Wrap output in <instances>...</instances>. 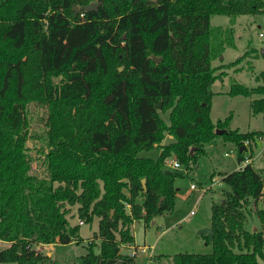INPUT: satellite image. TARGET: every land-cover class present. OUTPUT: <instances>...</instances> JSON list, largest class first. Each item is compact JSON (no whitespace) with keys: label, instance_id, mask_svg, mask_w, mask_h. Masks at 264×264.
<instances>
[{"label":"trees","instance_id":"trees-1","mask_svg":"<svg viewBox=\"0 0 264 264\" xmlns=\"http://www.w3.org/2000/svg\"><path fill=\"white\" fill-rule=\"evenodd\" d=\"M92 2L96 11L75 13ZM263 12L264 0H0V241L9 243L0 262L44 264L35 245L80 242L82 224L70 222L76 205L81 220L99 222L81 264H140L121 246L135 244L136 222L173 211L183 173L167 172V159L189 172L222 136L237 145L239 162L246 151L254 156L264 131L210 116L211 86L222 76L213 62L226 50L211 20ZM229 94H261L251 106L264 111L263 85L237 82ZM33 103L46 108L44 172L28 146ZM154 147L157 158L140 154ZM220 175L214 238L203 235L212 251L179 252L173 264H264V207L261 228L247 227L263 175L252 165Z\"/></svg>","mask_w":264,"mask_h":264},{"label":"rangeland","instance_id":"rangeland-1","mask_svg":"<svg viewBox=\"0 0 264 264\" xmlns=\"http://www.w3.org/2000/svg\"><path fill=\"white\" fill-rule=\"evenodd\" d=\"M211 24L215 27L222 26L224 31V39L228 37L230 45H226L225 52L222 56L213 62V66L217 69V74H222L220 78L213 82L211 86L214 92L212 96V107L210 116L213 122L229 118L228 128L239 129L240 131H264V111L253 113L251 103L261 94H254L249 97L242 94L233 96L229 94L232 85L242 82L250 87L259 84L256 75L264 72V57L262 50L264 49V12L258 14H240L235 17L218 14L214 15ZM227 28V31H225ZM232 28L233 33L228 30ZM263 32V35L260 33ZM226 34H228L226 36ZM235 63V67L227 69L226 65ZM233 65V64H232ZM220 67V68H219ZM222 67V68H221ZM122 69V67H120ZM219 68V69H218ZM259 77V76H257ZM163 117L169 122L168 112ZM30 120V136H29V152L34 157V167L44 172L43 154L40 150H46V108L42 105L33 103ZM173 139V135H168L164 143H169ZM254 156L252 166L260 170L264 181V138L258 140L256 146H252ZM249 150V149H248ZM159 147L140 152L142 156L157 158L159 156ZM205 154L198 155L197 163L189 172L185 166L179 168L173 167L171 161L176 156L167 159V168L182 172V175L175 177V186L177 193L175 196V207L171 212H164L157 215L151 223L145 221L139 222L134 226V238L136 239L134 246L122 244L121 253L125 252L130 255L133 250L139 249L140 246L147 245L150 249L147 253L139 250L135 252V257L140 264H173L172 258L179 252H211L212 243L207 241L205 236L200 234V230L210 227L211 212L213 200L222 201L224 183L211 185V174L216 172L220 177V173L225 170H237L239 166L238 147L229 140L218 137L205 145ZM246 156L251 155V151L245 152ZM191 182L196 183L199 189H192ZM207 188V189H206ZM203 189L206 191L203 192ZM258 201V202H257ZM257 201L251 203V212L248 215L249 221L247 227L251 230L261 228L260 218L257 217L258 208L264 207V190L263 195ZM78 206L74 205L70 216L71 223H82L79 232L80 242H72L71 244H44L35 245V249L46 255L44 264H81L82 256L88 252V245L95 238L98 232V218H94L92 222H84L78 217ZM191 210H195L191 214ZM6 242V241H5ZM0 241V250L9 243ZM138 246V247H136ZM152 256H150L149 254ZM0 264H14L12 262H4Z\"/></svg>","mask_w":264,"mask_h":264},{"label":"built area","instance_id":"built-area-1","mask_svg":"<svg viewBox=\"0 0 264 264\" xmlns=\"http://www.w3.org/2000/svg\"><path fill=\"white\" fill-rule=\"evenodd\" d=\"M83 15V13L81 14V16ZM260 35H263V32L262 33H260ZM252 162H253V159L252 158H250V156H247L244 160H242V161H240L239 162V169L241 168V169H243L245 166H247V165H252ZM170 165H172L173 167H175V168H179L181 165H180V163H179V161L177 160V159H173L172 161H171V164ZM216 182V184H221V183H223L222 182V179L221 178H213L212 179V183H211V185L213 186V184ZM190 186H191V188L192 189H199V187L198 186H196V184L195 183H193V182H191V184H190ZM207 189V188H206ZM206 189L204 190L203 189V192L204 191H206ZM195 212V210H191V214H193ZM80 223H82L81 221H80ZM128 247L129 246H134V245H127ZM136 247H138V246H136ZM139 249H140V251L142 252V253H147L150 249H153V248H149L147 245H144V246H140L139 247ZM139 249H135V250H133V256H136V255H134L135 254V252H137V250H139ZM149 254V253H148ZM150 256H152L151 254H149ZM148 264H150V259L148 260Z\"/></svg>","mask_w":264,"mask_h":264},{"label":"water","instance_id":"water-1","mask_svg":"<svg viewBox=\"0 0 264 264\" xmlns=\"http://www.w3.org/2000/svg\"><path fill=\"white\" fill-rule=\"evenodd\" d=\"M98 7H99V3L98 2H92V3L88 4V5H82V6L76 5L74 7V10H75V13L77 14V13H79L82 10H86V11H96L98 9ZM222 58H223V56H222ZM160 59H161L160 57H155V61L156 62H159ZM158 107L159 108L162 107V102H160L158 104ZM224 131H225V129H221V130L220 129H217L216 133L221 134ZM167 172H171V171L170 170H167ZM142 182H143V186L145 187L146 179L144 178L142 180ZM138 225H139V222H136V226H138ZM200 234H202V235H208V236H210V239H213L214 238L212 227H207V228H204V229L200 230ZM20 250H22V247L20 248ZM117 264H119V263H117Z\"/></svg>","mask_w":264,"mask_h":264},{"label":"crops","instance_id":"crops-1","mask_svg":"<svg viewBox=\"0 0 264 264\" xmlns=\"http://www.w3.org/2000/svg\"><path fill=\"white\" fill-rule=\"evenodd\" d=\"M225 31H227V28H226V30ZM228 32V31H227ZM262 33V32H261ZM228 34H226V36H227ZM228 40V37H227V39L225 38V46L226 45H230V42H228L227 41ZM264 53V49L262 50V54ZM221 64H223L222 62H220ZM233 64V65H232ZM223 65H226V67H227V69H231V68H234L236 65H235V63L234 62H232L230 65H227V64H223ZM257 76H259V77H257ZM256 79H257V82L259 83V84H262V81L261 80H264V76L262 75V73H261V75H256ZM237 169H239V167L237 168ZM225 171H230V170H225ZM225 171H223V172H225ZM219 176L217 175L216 177H214V178H218ZM220 177H221V175H220ZM196 184V183H195ZM261 198V197H260ZM259 198V199H260ZM208 226H210L211 227V224H209ZM2 242H5V241H2ZM5 243H7V242H5Z\"/></svg>","mask_w":264,"mask_h":264}]
</instances>
